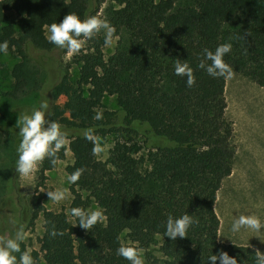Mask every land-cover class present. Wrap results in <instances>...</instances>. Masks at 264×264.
<instances>
[{
	"label": "trees",
	"instance_id": "16d2710c",
	"mask_svg": "<svg viewBox=\"0 0 264 264\" xmlns=\"http://www.w3.org/2000/svg\"><path fill=\"white\" fill-rule=\"evenodd\" d=\"M177 1L115 0L118 7L110 11L108 22L114 33L120 28L128 32L132 47L106 60L98 48L81 54L76 78L63 68L53 83L49 111L69 133L73 159L66 173L84 169L69 185V209L91 199L106 219L91 230L73 226L65 212L45 209L42 193L35 192L29 218L41 215L43 228L39 250L31 251L36 264H128L116 255L122 231L142 248L160 236L166 264H210L207 257L220 251L236 257L237 264H254L253 248L217 239L214 204L232 169L233 123L225 115V79L212 78L197 65L203 49L230 42L224 59L233 73L264 87V0H194L175 6ZM99 3L0 0V42L7 41V53L18 58L10 69L8 97L21 99L39 89L30 50L57 49L45 38L47 26L68 12L95 15ZM177 59H186L193 68V87L173 74ZM105 95L114 96L120 122L115 112L101 109ZM96 111L102 119H93ZM88 127L95 136L118 135L105 162L93 155L94 143L82 135ZM17 143L15 122L0 107V198L16 183ZM143 148L144 160L137 156ZM62 158L63 149L57 162ZM54 167L45 159L40 171ZM186 212L197 221L187 236L174 241L163 236L167 216ZM52 231L62 234L51 236Z\"/></svg>",
	"mask_w": 264,
	"mask_h": 264
},
{
	"label": "clouds",
	"instance_id": "9594fccd",
	"mask_svg": "<svg viewBox=\"0 0 264 264\" xmlns=\"http://www.w3.org/2000/svg\"><path fill=\"white\" fill-rule=\"evenodd\" d=\"M101 32L104 35V45L111 46L115 29L106 19H102L98 15L81 16L76 12H68L59 22H53L47 26L45 38L50 44L58 49L65 50L71 56L79 53L87 40ZM231 48V43L225 42L218 44L214 50L203 49V59H201L197 68L204 70L212 78H233V69L224 59L230 53ZM7 51L8 42H0V54L6 55ZM173 74L184 78L185 85L188 88L193 87L196 82L193 68L186 59L175 61ZM93 119H102V112L96 111ZM15 125L18 143L15 147L14 168L17 176L21 178L31 177L45 159L55 166L58 153L68 143L69 133L58 120L51 118L48 102L41 99L30 109L19 112ZM82 135L84 139L94 143L93 155L103 151L97 142L93 127L84 129ZM83 171V168H79L69 174L66 177L67 183L69 185L76 183ZM43 192H46L49 198L48 201L54 204H59L70 196L68 189L63 187ZM67 215L74 220L73 226L79 225L84 230H91L96 224L102 223L106 219L103 210L99 207H71ZM6 219L9 231L8 234H0V264H36L31 251L27 248L21 249L27 234L20 216L12 211ZM196 223V219L187 212L178 216L170 214L164 222L163 236L173 241L177 237L184 238L187 236L189 229ZM242 230L260 233L264 231V220L252 210L238 212L231 220L229 231L232 234H239ZM49 234L56 236L62 233L52 231ZM254 236L259 238V236ZM116 255L127 261L128 264H146L144 250L137 242L120 243L116 249ZM217 260H219V264H237V258L229 256L224 251L207 257V262H210V264H216ZM241 264H243V261ZM254 264H264V253L256 251Z\"/></svg>",
	"mask_w": 264,
	"mask_h": 264
},
{
	"label": "rangeland",
	"instance_id": "374dc122",
	"mask_svg": "<svg viewBox=\"0 0 264 264\" xmlns=\"http://www.w3.org/2000/svg\"><path fill=\"white\" fill-rule=\"evenodd\" d=\"M194 0H179L175 6H183L193 4ZM115 0H100L99 7L95 13L102 19L108 21L110 11L117 8ZM47 29L45 30V35ZM103 32L98 33L93 38L87 40L79 53L69 56L67 52H62L61 49H53L44 53H35L30 50L31 60L37 68V78L39 81V89L28 93L21 99H11L6 95V91L10 85V69L18 58L7 53L0 54V107L10 115L14 122H16L17 114L25 109H30L37 104L38 101L44 99L48 102L49 107L52 103L51 88L55 80L60 74L61 69H68L72 79L76 78L78 64L77 57L81 54L92 52L98 48L106 60L112 56L117 50L129 49L132 47V42L128 32L124 28H120L117 33L113 34V43L111 46H105L103 43ZM226 91V93H225ZM226 95L225 115L232 121V116L239 113V111L246 110V114L250 118L255 119L250 121V125H255L257 132L264 134V88L257 86L253 81L244 77L241 74L234 73L233 78L225 79L224 98ZM64 101L63 97L57 100L61 104ZM116 113L117 121L120 122V113L116 105L114 96L105 95L102 99V108ZM233 123V121H232ZM117 133H109L104 136H96L99 146L103 151L96 154L99 161L105 162L109 155V150L113 146V142L117 139ZM18 137V136H17ZM136 140L141 141V136H137ZM69 142V140H68ZM145 149H141L138 157L145 159ZM72 154L68 149V143L63 148V158L59 160L55 167L44 172L40 171V165L36 172L29 178L16 177V183L8 192L0 198V234H8L7 215L14 211L25 225V232L27 238L23 242L24 248L30 251H38L40 245V238L42 236V216L39 215L33 221L30 220L31 205L30 198L36 192L42 193V205L45 209L51 211H63L66 214L69 210V204L72 196L69 191V184L67 183L65 167L72 163ZM146 166V162L143 163ZM253 169V168H252ZM225 180L221 182V188L217 192L214 204L215 213L222 216L225 213V206L229 204L234 207L253 208L256 213L264 212V183L260 182H243L236 183V187L229 196L226 195ZM58 187L67 188L70 194L65 201L54 204L48 201L46 192ZM82 198L85 193H82ZM83 208H96L91 199L85 200ZM68 216V215H67ZM70 220V218L68 216ZM121 242L130 241L127 232L122 231L120 234ZM160 236L156 235L152 238L151 243L143 248L146 264H166L167 258L160 251ZM142 248V247H141ZM42 264V262L40 263Z\"/></svg>",
	"mask_w": 264,
	"mask_h": 264
},
{
	"label": "crops",
	"instance_id": "0c3cea01",
	"mask_svg": "<svg viewBox=\"0 0 264 264\" xmlns=\"http://www.w3.org/2000/svg\"><path fill=\"white\" fill-rule=\"evenodd\" d=\"M246 113V110H243L232 116V138L235 145V152L232 160L231 173L223 179L225 180L226 188H228L225 191L227 196L236 188L234 186L238 182L255 181L264 183V134L257 132L254 124H252L253 127L250 125L255 119L250 118V115L253 114ZM245 210L255 212L253 208L234 207L229 204L228 207L225 206V213L222 216L220 213L217 215L219 219L218 242L221 244L246 245L255 251L264 253V231L252 233L242 230L239 234H232L229 231V226L234 216L238 212H244ZM256 214L264 220V212ZM254 235L259 236L260 239Z\"/></svg>",
	"mask_w": 264,
	"mask_h": 264
}]
</instances>
